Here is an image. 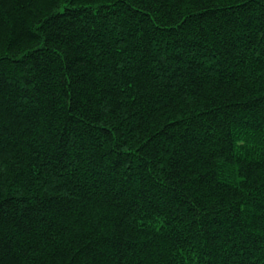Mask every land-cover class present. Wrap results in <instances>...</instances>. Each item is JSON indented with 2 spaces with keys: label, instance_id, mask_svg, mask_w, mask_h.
Returning a JSON list of instances; mask_svg holds the SVG:
<instances>
[{
  "label": "trees",
  "instance_id": "trees-1",
  "mask_svg": "<svg viewBox=\"0 0 264 264\" xmlns=\"http://www.w3.org/2000/svg\"><path fill=\"white\" fill-rule=\"evenodd\" d=\"M0 264H264V0H0Z\"/></svg>",
  "mask_w": 264,
  "mask_h": 264
}]
</instances>
